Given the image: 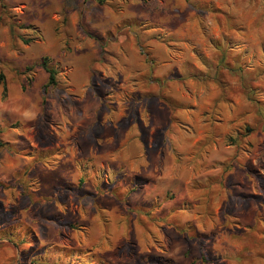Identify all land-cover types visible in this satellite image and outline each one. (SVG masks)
<instances>
[{"label":"rangeland","instance_id":"obj_1","mask_svg":"<svg viewBox=\"0 0 264 264\" xmlns=\"http://www.w3.org/2000/svg\"><path fill=\"white\" fill-rule=\"evenodd\" d=\"M0 73V264H264V0H0Z\"/></svg>","mask_w":264,"mask_h":264},{"label":"trees","instance_id":"obj_2","mask_svg":"<svg viewBox=\"0 0 264 264\" xmlns=\"http://www.w3.org/2000/svg\"><path fill=\"white\" fill-rule=\"evenodd\" d=\"M30 41V40H27ZM39 66L47 73V80L46 83L43 86V89L45 91V89L49 86H54L57 83L56 80V70L51 67L49 65V58L48 57H43L42 60L39 62ZM27 81L29 82L30 79H27ZM0 83L2 84V94L3 96L6 94V85L5 82L3 80V75L0 73ZM255 91L254 90H249V94H253L254 95ZM254 101V100H252ZM261 112H264V109H259ZM26 148H23L22 151H18L20 154H22L23 156H33L37 161H46L48 160L49 156H52V159L54 158H58V151H53L52 153H43L42 151L37 153V155H34V153H32V151L27 150L25 151ZM80 163V162H79ZM31 186V184H30ZM185 231V230H182ZM203 262H205L206 264H215V262L210 261L207 259L206 256L202 257Z\"/></svg>","mask_w":264,"mask_h":264}]
</instances>
